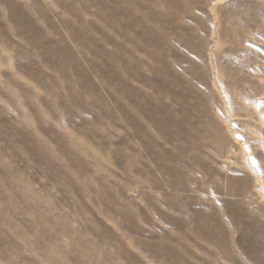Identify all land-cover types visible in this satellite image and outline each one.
Returning a JSON list of instances; mask_svg holds the SVG:
<instances>
[{"label":"rangeland","instance_id":"rangeland-1","mask_svg":"<svg viewBox=\"0 0 264 264\" xmlns=\"http://www.w3.org/2000/svg\"><path fill=\"white\" fill-rule=\"evenodd\" d=\"M0 264H264V0H0Z\"/></svg>","mask_w":264,"mask_h":264},{"label":"bare ground","instance_id":"bare-ground-1","mask_svg":"<svg viewBox=\"0 0 264 264\" xmlns=\"http://www.w3.org/2000/svg\"><path fill=\"white\" fill-rule=\"evenodd\" d=\"M15 196H16V194H12L11 196H10V199L13 201V202H15ZM17 205V204H16ZM23 238V237H22Z\"/></svg>","mask_w":264,"mask_h":264}]
</instances>
